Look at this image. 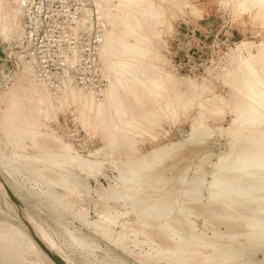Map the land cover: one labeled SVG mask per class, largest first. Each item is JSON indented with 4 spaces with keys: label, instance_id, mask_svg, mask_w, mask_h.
<instances>
[{
    "label": "bare ground",
    "instance_id": "6f19581e",
    "mask_svg": "<svg viewBox=\"0 0 264 264\" xmlns=\"http://www.w3.org/2000/svg\"><path fill=\"white\" fill-rule=\"evenodd\" d=\"M13 1L15 6H8L7 0H0L1 39L9 38V36H22L23 38L24 35V30L22 31L20 26L22 15L20 2L18 0ZM160 1H171L177 5L176 0ZM234 2L236 9L239 11L245 12L252 8L256 9L264 24V0H234ZM225 3L227 2L225 1ZM94 4L93 14H95L98 21L104 24L105 28L102 33L98 56L99 61L102 63L101 72L107 83L99 92L100 98L96 99L90 93L91 91L88 92L82 88L68 86V83L63 84V94L53 95L46 87V83H39V80L37 81L34 78L31 59L20 56L23 71L29 73L30 77L28 78V86L23 89L21 87V91H19L20 89L17 90L18 88H11L9 91L7 89L8 107L5 115L3 114L4 117L0 118V128L4 138L10 143V149L8 153H3V150L0 149V174L4 178L0 176V191L7 206L17 212L19 211L21 219L26 220L40 238L52 250L60 254L68 264H101L102 261L97 263L96 258H91V254L95 255L93 253L94 246H96L95 242L82 238L78 232L70 229L60 219L57 225L65 233L66 241H68L67 245H69L68 250L71 249L74 253L76 252L81 258V263L73 261L67 250H65L67 245L65 249L62 242L60 245H56L57 243L55 244L52 241L50 234L34 222V215L30 214L23 204L22 206L14 204L8 188L18 200L20 197L10 189L7 183L11 180L21 189L26 188L25 191L32 192L38 198L42 197L54 212H67L71 216L79 218L81 210L74 211V205L72 206L63 196L58 194L55 187L59 188L61 184L51 182L49 179L46 180L43 174L53 172L65 177L68 183L77 184L75 178L77 174L82 179L96 178L98 175H102L104 168L102 167V161H105L112 170L118 173L112 180L113 184L109 185L110 192L107 194L109 198L122 201L124 204L129 203L132 206L130 209L134 211L136 207H140L145 225L149 224V221H160L157 226L155 225L156 228H159L161 234L166 238L171 239L170 241H173L174 245L178 247L193 245L194 247L199 243L201 237L195 234L193 228L195 225L188 224L187 219L190 216H187L186 213L192 214L196 211L187 207L185 203L195 204L198 202L197 205L200 204L201 189L206 179L204 175L194 176L188 187L185 185L184 196L182 194L183 197L179 201L178 193V195L176 194L178 196L177 200H172L169 203L158 197H154L151 201L142 202L140 194L147 188H151V184L147 183L148 178L150 179V175L158 166L163 165L171 157L174 148L163 146L154 148L142 156L132 157L128 156L129 151L134 150L137 142L131 139L132 146H128V149L126 147L125 149L128 151L123 152L126 154V156L124 155L126 159L120 158V154H118V158L113 157L115 151L117 152L119 148L127 143L124 140L129 139L130 135H134L135 129L138 128L136 121L131 117L133 112L131 108L132 100L136 103V106L138 105L145 110L148 115L144 114V120L151 123L152 119L157 116L159 108L162 107V102H166V98L170 95L168 85L174 86L177 81L161 70L155 71L157 65L154 61H160V57L152 50L151 45L153 44L152 38L159 39L160 37L156 27L160 23L163 13L153 0H95ZM117 27H120V30H117ZM240 43L239 48H244L246 54H238L236 58L233 54L234 59L231 58L233 62L225 68L223 75L221 74L224 85L229 88L228 98L215 95L213 98L203 99L201 93L202 90H205L204 87L196 91L199 88L192 79H190L188 85L191 88V95L189 93V96L186 97L184 93L188 87H185L184 92L176 83L178 87L174 86L177 89H174L173 97H175V101L182 102L181 108L183 111H186L197 101L199 111H196L198 114L196 113L197 117L192 124L193 130L205 127L204 120L208 116L207 114L220 116L226 110V113L230 116L229 123L223 130L227 139V149L218 155L210 173L212 179L208 183V195L205 199L207 200L206 208L210 213L206 215L214 220H220L226 227L235 224L237 231L228 233L230 236L243 235L247 239L250 237L251 240L256 236L259 237L260 242V238L264 237V41L259 42L256 53L249 48L251 42L242 41ZM231 59L230 61H232ZM23 79H26V77ZM199 86L201 85L199 84ZM24 92L26 94H22ZM55 101H58L60 108L63 107L65 101L77 106L80 111L79 117L87 116L102 131L104 145L91 153L93 155L102 154L103 160H98V158H95L96 160L83 159L77 151H74L70 143L63 141L53 133L41 129V126L47 128L49 126L43 123L40 117L48 119L45 121H49L52 115H57ZM145 101L151 103L154 107L146 110L147 107L144 108L143 106ZM136 108H134L135 111ZM216 118L218 119V116ZM1 120H4V122ZM91 129L93 130V128ZM27 149L31 151H27ZM2 153L4 156H2ZM164 176L162 175L156 179L161 180L165 178ZM185 177H180L181 185L185 182ZM196 180L199 181V184H194ZM161 188L159 186L158 189ZM34 189L38 190L33 191ZM179 191H176V193ZM153 193L156 192L153 191ZM175 205L177 211L174 215ZM203 211H205V208ZM24 220L20 221L27 232L16 227L17 225L0 221V236L5 235L21 242L38 263L55 264L31 236ZM210 222L212 223V220ZM150 229L152 231L153 228ZM213 234L215 233L213 232ZM207 242L209 241L207 240ZM212 245L214 248L220 247L217 242ZM3 246L0 243V263L15 264L14 259L8 255ZM191 249L193 248L191 247ZM219 251L222 252L223 250ZM213 254L214 252L211 255L213 256Z\"/></svg>",
    "mask_w": 264,
    "mask_h": 264
},
{
    "label": "rangeland",
    "instance_id": "374dc122",
    "mask_svg": "<svg viewBox=\"0 0 264 264\" xmlns=\"http://www.w3.org/2000/svg\"><path fill=\"white\" fill-rule=\"evenodd\" d=\"M7 1L8 6H15L13 0ZM94 1L95 0H92L93 9L95 7ZM153 1L163 13L160 23L156 27L160 37L159 39L152 38L153 44L151 45L152 50L160 57V61H154L157 65L155 71L161 70L165 74L174 77L177 80L174 86L178 87L179 85V88L183 91L185 87H188L185 89L186 92L184 91L186 97L187 95L189 96V93L190 95L192 93L190 92L191 88L188 86L190 79H192L198 85L199 89L196 91L204 87L205 90H202L201 93L203 99L213 98L215 95L228 98L229 88L224 85L221 74L223 75L225 68L231 65L234 56L236 58L238 54H246L244 48H239L240 42H251L252 44L249 48L252 52L255 51L254 53H256L259 42L264 41V24L262 23V17L257 14L256 9L252 8L245 12L239 11L235 7L234 0H176L177 5L171 1H163L164 3L160 0ZM225 1L227 3H225ZM93 9L89 11L93 12ZM20 26L23 31L22 15L20 18ZM104 29L105 28H103V30ZM117 30H120V27H117ZM22 39V36H9V38L4 39L0 38V118L4 117L8 107L7 92L11 88H18L17 90L20 89L19 91H21L28 86L27 83L30 74L23 71L20 58V56L25 58L21 53V48L23 46ZM233 54L234 56L232 57ZM230 59L232 61H230ZM101 66L102 63L100 64V68ZM24 77H26V79H23ZM166 77L165 79H167ZM34 78L38 81L36 76ZM38 82L43 83V81L40 80ZM183 82L185 83L184 85ZM106 83L107 80L105 79V84ZM176 83H178V85ZM64 84L67 83L65 82ZM199 84L201 86H199ZM68 86L82 88L81 86L69 83ZM168 86L170 88V95L166 98V102H162V107L159 108L157 116L152 119L151 123L144 120V114L148 115L145 110L138 105L136 106V103L132 100L131 108L133 112L131 117L136 121L138 128L135 129L134 135H130L129 139L124 140V142L126 141L127 143L117 150L118 153L115 151L113 157L118 158V154H120V158L125 160V153L128 151L126 149L129 148L128 146H132V140L137 142L134 150L129 151L128 156L132 157L142 156L144 153L147 154L154 148L163 146L174 148L171 157L167 159L163 165L158 166L150 175V179L148 178L147 183L151 184V188H147L141 193H145L144 195L140 194L142 202L151 201L154 197H158L169 203L172 200H177L178 196L179 201L184 196V187H188L190 180L194 179V176L198 174L204 175L206 179L202 185V189H204H201L202 198L200 199V204L197 205L198 202L195 203L196 205L194 203V205L188 202L185 203L187 207L196 211L192 214L186 213L187 216H190L187 219L188 224H192V226L195 225L193 226L194 232L201 237H198L200 239L199 243L194 247L193 245L182 247L174 245L175 243L170 241L171 239H168V237L166 238L161 234L160 229L156 228L160 221H149L150 223L145 225L144 216L141 213L140 207H136L134 211L130 209L132 206L129 203L124 204L122 201L109 198L107 195L110 192L109 185L113 184L112 180L118 173L112 170L105 161H102L103 165L101 164L102 167H104L102 175H98L96 178L90 177L82 179L81 176L77 174L75 177L77 184L68 183L65 181V177L61 176V178H58L59 176L53 172L43 174L45 179H49L51 182H59V180L65 182L64 186L61 184L59 188H55L60 191L63 190L60 195L71 203L72 206L74 205V211L81 210L79 218H75L67 212L52 211L45 199L42 197L38 198L30 191H25L26 188L21 189V187L17 186V184L13 183L11 180L8 181L7 184L13 192L21 196L27 210L30 214L34 215V222L50 234L52 241L55 244L57 243L56 245H60L62 242L63 248L65 249V246L68 244L65 233L57 225L60 219V221L65 222L70 229H74L78 232L80 234L78 235L82 238L94 241L96 246H94L93 253L97 256L91 254V258H96L97 263H101L102 261L103 264H264V237L260 238V242L259 237L256 236L252 240L250 237V239H247L246 236L243 235H239V238L237 236L232 237L228 233L237 231L235 224L226 227L220 220H214L212 217H209L208 215L210 212L206 208L207 200L205 199H207L208 195V183L212 179L210 176L213 170L212 165L216 162L218 155L227 149V139L223 130L228 125L230 116L226 113V110L221 114L222 116H211L207 114V120H204L205 127L193 130L192 124L195 122V118L198 114L196 111H199L197 101L191 106L192 108L190 107L186 111H183L181 108L182 102L175 101V97H173L174 89L177 88L173 85ZM46 87L48 88V86ZM49 90L55 96L61 95L63 94V85H60L58 89ZM83 90L87 91L85 89ZM101 90L89 91L98 99L100 98L99 92ZM22 94H26V92ZM2 105L4 106L2 107ZM55 105L57 106L56 116L52 115L49 121H45L48 119L40 117V120L49 126V128L41 126V129L53 133L63 141L70 143L74 151H77L83 159L89 158L91 160H96L95 158H98V160H103L102 154H92L96 149H100L104 145L102 131H100L87 116L83 118L79 117V108L69 101H65L62 108H60L58 101H55ZM133 105L139 108L137 109ZM143 106L144 108L147 107L146 110L154 107L147 101H145ZM134 108H136V111ZM139 110L142 111L140 112ZM217 116L218 119L216 118ZM134 117L140 118L137 119ZM1 121L4 122V120ZM91 128H93V130ZM0 149L3 150V153H8L10 149V143L4 138L1 128ZM27 151L31 150L27 149ZM3 153L2 156H4ZM162 175H165V178L161 180L156 179ZM182 176L186 177L185 182H183L184 184L182 183L181 185L180 177ZM187 181L188 183L185 184ZM194 184H199V181L196 180ZM162 185L163 187L161 188ZM159 186L161 189H158ZM37 190L38 189H34L33 191ZM178 190L181 192L179 191L176 193ZM153 191L156 193H153ZM182 194L183 196H181ZM4 199L0 191V221L12 225L14 224L15 226L17 225L16 227L26 231L20 221H23V219H21L19 211L17 212L8 207ZM19 201L23 203L21 200ZM14 204L18 205L15 201ZM204 208L207 212L203 211ZM176 211L177 207L175 205L174 215ZM211 220L212 223L210 222ZM74 222H77V226L79 224L81 227L88 229L89 232L85 229H80ZM151 227L153 228V233L150 229ZM213 232L215 234H213ZM5 237V235L0 236V243L2 246L4 245L3 247L8 255L14 259L15 264H41L37 262L21 242L8 236ZM207 240L209 242H207ZM212 241H216L217 245H220V247H218L219 250L225 251L226 254L223 251H219L218 248H214L212 244L216 242ZM208 245H210V247H208ZM191 247L194 250L191 249ZM68 249L69 245H67L65 250H67L70 258L77 263H81L80 256L71 249ZM214 249L217 250L214 251ZM216 251L218 252L216 253ZM211 252H214L213 256H216V254L217 256L214 258ZM209 254L210 256H208ZM231 256L233 257L231 258ZM204 257H206L205 260H203Z\"/></svg>",
    "mask_w": 264,
    "mask_h": 264
},
{
    "label": "built area",
    "instance_id": "2783aa9c",
    "mask_svg": "<svg viewBox=\"0 0 264 264\" xmlns=\"http://www.w3.org/2000/svg\"><path fill=\"white\" fill-rule=\"evenodd\" d=\"M24 29L22 55L49 89L65 82L89 91L105 84L98 46L103 24L92 0H18ZM96 93V92H95Z\"/></svg>",
    "mask_w": 264,
    "mask_h": 264
},
{
    "label": "water",
    "instance_id": "95a60500",
    "mask_svg": "<svg viewBox=\"0 0 264 264\" xmlns=\"http://www.w3.org/2000/svg\"><path fill=\"white\" fill-rule=\"evenodd\" d=\"M1 179V178H0ZM10 196L12 199L18 204V206H22V203L13 195V193L9 190ZM24 220V219H23ZM24 223L26 224L29 233L34 238V240L39 244V246L42 248V250L51 258V260L55 264H68L61 256L60 254L56 253L54 250H52L41 238L40 236L34 231V229L31 227L26 220H24Z\"/></svg>",
    "mask_w": 264,
    "mask_h": 264
},
{
    "label": "crops",
    "instance_id": "0c3cea01",
    "mask_svg": "<svg viewBox=\"0 0 264 264\" xmlns=\"http://www.w3.org/2000/svg\"><path fill=\"white\" fill-rule=\"evenodd\" d=\"M54 174H55V173H54ZM58 176H59L58 178H61V175H58ZM64 180H65V179H64ZM65 181H66V180H65ZM59 183L62 184V185H65V182H64V181H60V180H59ZM56 190H57V192H58L59 195L62 194V191H60L59 189H56ZM17 195H18V194H17ZM61 196H62V195H61ZM19 197H20L19 200H21V201L23 202L22 204L25 206L24 201H23V199L21 198L20 195H19ZM25 207H26V206H25ZM26 209H27V208H26ZM76 223H77V222H74L75 225H76ZM76 226H77V225H76ZM78 226H79L80 229L82 228V230L85 229L86 231L89 232L88 229L81 227L79 224H78ZM78 226H77V227H78Z\"/></svg>",
    "mask_w": 264,
    "mask_h": 264
}]
</instances>
